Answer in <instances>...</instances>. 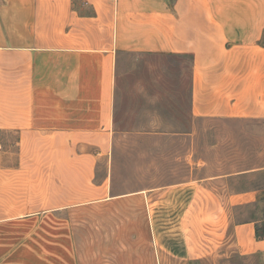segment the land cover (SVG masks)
Listing matches in <instances>:
<instances>
[{"label": "crops", "instance_id": "crops-1", "mask_svg": "<svg viewBox=\"0 0 264 264\" xmlns=\"http://www.w3.org/2000/svg\"><path fill=\"white\" fill-rule=\"evenodd\" d=\"M123 52L187 57L192 119L264 118V0H0V264H100L111 250L92 236L84 254L83 223L63 214L113 198L88 181L112 148ZM233 231L239 253H264L252 222ZM157 233L150 261L119 264L212 252L210 236Z\"/></svg>", "mask_w": 264, "mask_h": 264}, {"label": "rangeland", "instance_id": "rangeland-1", "mask_svg": "<svg viewBox=\"0 0 264 264\" xmlns=\"http://www.w3.org/2000/svg\"><path fill=\"white\" fill-rule=\"evenodd\" d=\"M117 62L112 148L88 181L113 198L63 214L83 223L84 254L95 236L111 249L100 253V264L150 261L157 232L188 230L210 236L212 252L179 264H264V253L245 255L230 245L240 223L252 222L264 234V118L192 119L187 57L123 52ZM92 195L84 191V199ZM185 220L187 229L178 224ZM107 221L118 226L102 228ZM122 244L128 251L117 250Z\"/></svg>", "mask_w": 264, "mask_h": 264}, {"label": "trees", "instance_id": "trees-1", "mask_svg": "<svg viewBox=\"0 0 264 264\" xmlns=\"http://www.w3.org/2000/svg\"><path fill=\"white\" fill-rule=\"evenodd\" d=\"M255 236L257 239H263L264 238V234H259L256 227H255Z\"/></svg>", "mask_w": 264, "mask_h": 264}, {"label": "built area", "instance_id": "built-area-1", "mask_svg": "<svg viewBox=\"0 0 264 264\" xmlns=\"http://www.w3.org/2000/svg\"><path fill=\"white\" fill-rule=\"evenodd\" d=\"M0 149H1V146H0Z\"/></svg>", "mask_w": 264, "mask_h": 264}]
</instances>
